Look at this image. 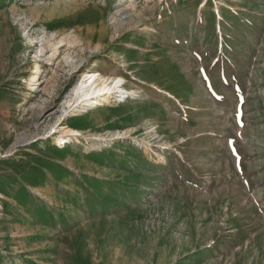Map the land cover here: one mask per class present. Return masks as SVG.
<instances>
[{"label":"rangeland","instance_id":"1","mask_svg":"<svg viewBox=\"0 0 264 264\" xmlns=\"http://www.w3.org/2000/svg\"><path fill=\"white\" fill-rule=\"evenodd\" d=\"M0 264H264V0H0Z\"/></svg>","mask_w":264,"mask_h":264},{"label":"bare ground","instance_id":"2","mask_svg":"<svg viewBox=\"0 0 264 264\" xmlns=\"http://www.w3.org/2000/svg\"><path fill=\"white\" fill-rule=\"evenodd\" d=\"M130 13H131L130 11H125L121 15L130 16ZM41 60H43V58H41L40 61ZM37 73H38V78H37V74H35L34 76L36 77L32 80V82L38 83L39 85L42 79V75H43V68L38 67ZM122 82H123V85H122ZM124 83H126L125 80L120 77L113 78L111 80V77L104 78V77H101V74L96 73V72L85 74L81 78V81L79 80V82L77 83V88H76V93L78 94L77 103L80 102V104L77 105V107H79L77 108L78 109L77 111H82V108H80V106L92 105L94 102L104 103L108 101V99L114 98V96H116L117 100L120 101L118 92L120 90L122 91V89H126L124 87L125 85ZM126 92L130 94L127 89L123 93H126ZM72 102L75 103L73 99L70 100L68 104L70 107L73 106ZM86 107H90V106H86ZM62 130L65 131L64 132L65 134L67 133V136L59 137V139H57L60 145L62 144L61 141H63L64 139L70 140L72 135L74 134V132L69 130L68 127H63ZM70 132H72L71 137H70ZM75 136H78V135H75Z\"/></svg>","mask_w":264,"mask_h":264},{"label":"built area","instance_id":"3","mask_svg":"<svg viewBox=\"0 0 264 264\" xmlns=\"http://www.w3.org/2000/svg\"><path fill=\"white\" fill-rule=\"evenodd\" d=\"M122 85H123V82H122ZM124 91H126V89H122V91L120 90L119 92H118V95H119V97H120V101H124L127 97H128V93L126 92V93H123ZM115 97V100L116 101H119V100H117V97L116 96H114ZM119 101V102H120ZM98 103V102H97ZM99 105H100V103H98ZM98 104H96V105H93V107H96V108H98L99 107V105Z\"/></svg>","mask_w":264,"mask_h":264}]
</instances>
